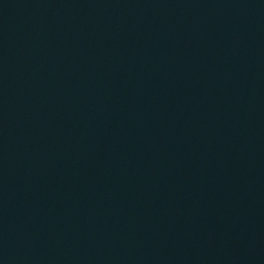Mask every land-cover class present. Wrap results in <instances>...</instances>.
<instances>
[{"label": "water", "instance_id": "water-1", "mask_svg": "<svg viewBox=\"0 0 264 264\" xmlns=\"http://www.w3.org/2000/svg\"><path fill=\"white\" fill-rule=\"evenodd\" d=\"M0 264H264V0H0Z\"/></svg>", "mask_w": 264, "mask_h": 264}]
</instances>
